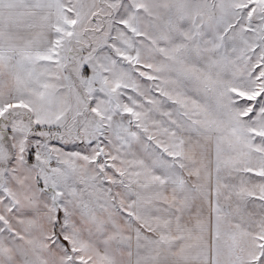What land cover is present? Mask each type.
<instances>
[{
	"label": "snow or ice",
	"instance_id": "1",
	"mask_svg": "<svg viewBox=\"0 0 264 264\" xmlns=\"http://www.w3.org/2000/svg\"><path fill=\"white\" fill-rule=\"evenodd\" d=\"M0 264H264V0H0Z\"/></svg>",
	"mask_w": 264,
	"mask_h": 264
}]
</instances>
